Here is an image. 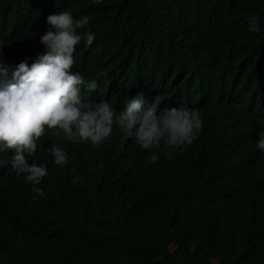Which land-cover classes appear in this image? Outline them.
Instances as JSON below:
<instances>
[{"label": "trees", "instance_id": "trees-1", "mask_svg": "<svg viewBox=\"0 0 264 264\" xmlns=\"http://www.w3.org/2000/svg\"><path fill=\"white\" fill-rule=\"evenodd\" d=\"M57 3L89 17L82 32L95 34L83 42L91 101L117 114L137 97L158 115L198 110L200 139L162 144L153 164L115 124L107 150L83 147L70 170L56 166L43 197L10 179L0 264H264V158L247 116L264 110V0Z\"/></svg>", "mask_w": 264, "mask_h": 264}, {"label": "clouds", "instance_id": "clouds-1", "mask_svg": "<svg viewBox=\"0 0 264 264\" xmlns=\"http://www.w3.org/2000/svg\"><path fill=\"white\" fill-rule=\"evenodd\" d=\"M79 15L57 0H0V187L21 177L33 199L44 196L39 185L46 188L56 166L73 167L83 147L102 155L117 138L115 124L149 151L153 164L162 144L178 149L200 139L198 110L172 108L158 115L155 104L137 97L117 114L107 100L91 101L87 92L97 84L88 80L93 58L83 42L92 45L95 34L82 32L89 17ZM248 21V31L258 33V18ZM247 116L258 131L254 149L264 158V110L251 109Z\"/></svg>", "mask_w": 264, "mask_h": 264}]
</instances>
